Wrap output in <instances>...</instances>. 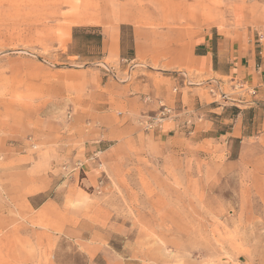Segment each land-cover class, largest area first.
Returning <instances> with one entry per match:
<instances>
[{
    "label": "rangeland",
    "instance_id": "obj_1",
    "mask_svg": "<svg viewBox=\"0 0 264 264\" xmlns=\"http://www.w3.org/2000/svg\"><path fill=\"white\" fill-rule=\"evenodd\" d=\"M253 2L0 0V264H264L255 114L237 138L221 92L127 109L131 70L102 59L98 32L121 31L131 56L136 38L132 78L158 83L201 35L239 31ZM162 105L171 118L147 129Z\"/></svg>",
    "mask_w": 264,
    "mask_h": 264
},
{
    "label": "crops",
    "instance_id": "obj_2",
    "mask_svg": "<svg viewBox=\"0 0 264 264\" xmlns=\"http://www.w3.org/2000/svg\"><path fill=\"white\" fill-rule=\"evenodd\" d=\"M247 11V22L239 31L222 33L216 29L206 32L195 41L188 56L168 60L167 64L172 67H164L159 73L170 72L167 76L169 80L158 83L154 78L143 76L142 73L138 78H132V73L140 65L135 62L138 59L139 45L136 38L131 56L129 46H123L121 31L110 34L104 29L99 30L101 53L104 54L102 59L118 56L124 63L123 67L119 65L118 69L122 72L131 70V78L123 82L119 90L124 94H121L120 98L124 99L126 108H131L140 115L158 109L161 103H173L177 107L186 108L187 104L198 101L211 103L215 101L212 98L214 94L221 92L225 103H231L240 109L232 127L233 136L242 137L250 127V124H246L251 114H255L254 118L249 119L253 122V128L264 129V0L251 3ZM87 25L100 26L98 22ZM179 61L192 71L173 66ZM108 80L101 81L96 78L95 82L105 86ZM205 92L213 101L207 98ZM165 123H170L169 132L175 129L172 122ZM177 124L178 122L175 123Z\"/></svg>",
    "mask_w": 264,
    "mask_h": 264
},
{
    "label": "built area",
    "instance_id": "obj_3",
    "mask_svg": "<svg viewBox=\"0 0 264 264\" xmlns=\"http://www.w3.org/2000/svg\"><path fill=\"white\" fill-rule=\"evenodd\" d=\"M163 106V109L159 112V114L151 117V119L147 120L146 122V128L147 129H151L154 127H161L162 122L166 119L171 118V113H172V109L167 107V106Z\"/></svg>",
    "mask_w": 264,
    "mask_h": 264
},
{
    "label": "trees",
    "instance_id": "obj_4",
    "mask_svg": "<svg viewBox=\"0 0 264 264\" xmlns=\"http://www.w3.org/2000/svg\"><path fill=\"white\" fill-rule=\"evenodd\" d=\"M94 35H96L95 33H93L92 31L91 32H89V34H87V36H94ZM99 37L101 38V35L99 34ZM236 111L238 112V109H236Z\"/></svg>",
    "mask_w": 264,
    "mask_h": 264
}]
</instances>
